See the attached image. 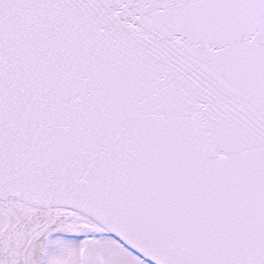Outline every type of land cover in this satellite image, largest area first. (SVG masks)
I'll return each instance as SVG.
<instances>
[{
	"label": "snow or ice",
	"instance_id": "snow-or-ice-1",
	"mask_svg": "<svg viewBox=\"0 0 264 264\" xmlns=\"http://www.w3.org/2000/svg\"><path fill=\"white\" fill-rule=\"evenodd\" d=\"M0 264H264V0H0Z\"/></svg>",
	"mask_w": 264,
	"mask_h": 264
}]
</instances>
